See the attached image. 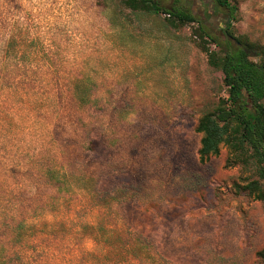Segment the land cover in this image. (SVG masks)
<instances>
[{
	"label": "rangeland",
	"instance_id": "obj_1",
	"mask_svg": "<svg viewBox=\"0 0 264 264\" xmlns=\"http://www.w3.org/2000/svg\"><path fill=\"white\" fill-rule=\"evenodd\" d=\"M155 1L216 17L264 65V0H231L233 20L215 0ZM97 5L0 0V264H264L260 163L227 145L200 161L199 120L228 98L218 50L197 24Z\"/></svg>",
	"mask_w": 264,
	"mask_h": 264
},
{
	"label": "trees",
	"instance_id": "obj_2",
	"mask_svg": "<svg viewBox=\"0 0 264 264\" xmlns=\"http://www.w3.org/2000/svg\"><path fill=\"white\" fill-rule=\"evenodd\" d=\"M120 1L131 11L170 16V26L174 29L189 24L199 26L195 34L218 50L210 52L203 49L209 55L210 65L223 74L228 88L227 100L221 101L214 113H208L199 120L196 132L202 135L200 161L206 163L211 157H217L222 145H227L241 161L250 150L253 152L251 156L260 163L258 175L264 180V65L251 61L253 54H257L256 47L236 40L237 47L231 54V45L226 43L224 33L222 39L214 36L200 17L187 11L165 10L155 0ZM215 4L225 9L231 20L238 13L231 0H215ZM225 31L234 40L229 29ZM247 190L264 201L259 183L249 184ZM259 257L264 260V247Z\"/></svg>",
	"mask_w": 264,
	"mask_h": 264
},
{
	"label": "crops",
	"instance_id": "obj_3",
	"mask_svg": "<svg viewBox=\"0 0 264 264\" xmlns=\"http://www.w3.org/2000/svg\"><path fill=\"white\" fill-rule=\"evenodd\" d=\"M82 4V17L87 18L89 15L88 14H95L97 15L96 17H101V15H104V9L101 6L97 5V0H81ZM104 17V16H102ZM106 21V20H105ZM135 21L140 22L142 25H144L143 21H146L142 18H137ZM109 27L110 29L112 28V33L114 34L115 38L117 35H119V32L121 31L120 28L123 30L121 32H126L125 27H128L124 25L121 21H109ZM119 49L117 46L114 47V51L117 52Z\"/></svg>",
	"mask_w": 264,
	"mask_h": 264
},
{
	"label": "flooded vegetation",
	"instance_id": "obj_4",
	"mask_svg": "<svg viewBox=\"0 0 264 264\" xmlns=\"http://www.w3.org/2000/svg\"><path fill=\"white\" fill-rule=\"evenodd\" d=\"M203 20V18H201ZM206 23V26L208 27V29H215V25H214V22L217 21V18L216 17H212L210 19H208ZM225 30H222V33H224Z\"/></svg>",
	"mask_w": 264,
	"mask_h": 264
},
{
	"label": "water",
	"instance_id": "obj_5",
	"mask_svg": "<svg viewBox=\"0 0 264 264\" xmlns=\"http://www.w3.org/2000/svg\"><path fill=\"white\" fill-rule=\"evenodd\" d=\"M224 35H225V40H226V43L228 44V45H230V37L228 36V33H227V31H224ZM230 52H231V54L233 53V51H232V49L230 48Z\"/></svg>",
	"mask_w": 264,
	"mask_h": 264
},
{
	"label": "built area",
	"instance_id": "obj_6",
	"mask_svg": "<svg viewBox=\"0 0 264 264\" xmlns=\"http://www.w3.org/2000/svg\"><path fill=\"white\" fill-rule=\"evenodd\" d=\"M168 17H170V16H168Z\"/></svg>",
	"mask_w": 264,
	"mask_h": 264
}]
</instances>
